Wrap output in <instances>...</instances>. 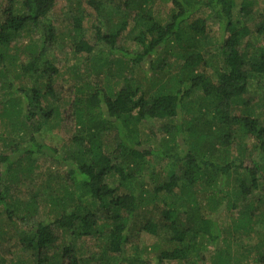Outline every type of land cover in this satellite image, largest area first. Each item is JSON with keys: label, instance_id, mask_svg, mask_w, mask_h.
<instances>
[{"label": "trees", "instance_id": "1", "mask_svg": "<svg viewBox=\"0 0 264 264\" xmlns=\"http://www.w3.org/2000/svg\"><path fill=\"white\" fill-rule=\"evenodd\" d=\"M59 1L0 0V243L29 254L6 264H149L126 256L147 233L167 245L158 264L205 263L200 251L209 243L217 247L211 263L230 264L219 218L233 210L238 227L258 238L253 264H264L262 0H87L93 37L84 29L87 10L66 0L73 40L50 19ZM162 6L170 7L164 17ZM131 24L135 50L124 47ZM21 36L29 38L24 49H7ZM210 38L213 48L205 47ZM60 41L100 72L117 54L123 83L77 87L66 114L73 161L56 155V167L41 169L39 155L56 149L37 137L53 110L37 107L57 96L61 69L47 52ZM25 75L34 77L30 87ZM154 121L160 125L145 133L143 123ZM151 136L160 137L159 149L148 147ZM36 179L43 192L25 187ZM22 190L27 204L17 215ZM82 239L97 249L81 251Z\"/></svg>", "mask_w": 264, "mask_h": 264}, {"label": "rangeland", "instance_id": "2", "mask_svg": "<svg viewBox=\"0 0 264 264\" xmlns=\"http://www.w3.org/2000/svg\"><path fill=\"white\" fill-rule=\"evenodd\" d=\"M77 1L78 5L81 7V12L87 10L88 17L84 20V29L88 31L90 29L92 32H88L91 37H93L94 30L91 29L92 22H93V14L94 11L93 8L88 5L87 0H70V2ZM109 1V0H107ZM111 1V0H110ZM260 3L261 7H264V1L262 0ZM67 2L66 0L59 1L58 6L56 9L52 12L50 15V19L55 20L56 24L55 29L58 33L62 32L63 30L70 34L71 40L72 38V26L70 23L72 22V17L69 15L68 8H66ZM108 3L105 2L103 5V10H109V7H107ZM166 4V3H165ZM168 4H170L168 2ZM166 4V5H168ZM263 5V6H262ZM162 14L161 17H164L167 15V9L170 7L162 6ZM204 16V15H203ZM121 20V19H120ZM119 20V21H120ZM215 22V21H214ZM213 22V24H214ZM133 24V23H132ZM131 25L128 26V28L125 30V41H124V47L127 50H135L138 49V45L134 40V33L131 31ZM212 24V25H213ZM214 29H217V24L215 23ZM69 36V37H70ZM252 38V36L246 37L245 41ZM209 39V38H208ZM69 41V39H68ZM211 41L209 45H206L205 47L213 48L216 45L215 39L210 38ZM29 42V38L25 36L17 37L15 38L12 43L9 44V47L7 49H13L12 52H15V46L19 47L20 49H24L25 45ZM60 43H62L60 41ZM61 45V44H60ZM49 58L53 59L61 69V74L56 76L53 80L54 82V90L55 96L54 98H48L49 101L44 100L40 107H37V109H52L53 115L51 116V120L45 121V118L41 119V131L39 134H37V137L41 138L40 141H43L46 145L49 147L55 148L56 152L53 154L55 156L48 157L46 155H39L37 166L42 167L45 166H52L56 167L57 164V158L56 155L63 157L65 159V163H68L70 161H73V153L75 151V147L71 143V139L75 133V129L73 128V122L70 121V119L67 118L66 114L69 111L70 105L72 101L74 100L76 96V90H78L77 87L82 88L84 87L86 92L89 93L91 90L95 91V89H99L102 86L107 85L108 87H113L116 90H119L122 86V81L118 82L119 79V72L121 71L119 66L114 63L118 59L117 54H113L109 57L108 64L103 67V71L100 72V64L95 63L92 61H88L87 58H84L83 54L78 56L79 61L73 56V54L67 50V47L65 44L62 43L61 48L53 47L51 49H48L47 52ZM21 59H28L29 56L27 55H20ZM149 60L151 58H148ZM175 61V62H173ZM170 62L177 63L175 59H171ZM149 66V65H147ZM72 68V69H71ZM71 69V70H70ZM74 69H77L76 72H74ZM124 73V72H123ZM100 74V75H99ZM34 79L31 75H25L22 77V84H26L28 87L31 86V82ZM100 80V81H99ZM115 82H118L119 84L114 85ZM15 84L20 82H14ZM19 85V84H17ZM112 85V86H111ZM72 87V88H71ZM249 96L252 97H258L259 93L255 90H250L248 92ZM245 98V96H244ZM237 108V107H236ZM56 109V110H55ZM239 109H236L238 111ZM38 115H43L42 112L38 111ZM44 122V124H43ZM43 124V125H42ZM159 122H153L152 124L143 123V127L145 128V133L148 132L150 128H157L159 126ZM18 130V129H17ZM156 130V129H155ZM20 133H22L20 131ZM17 134L13 132L11 134V137H15ZM20 135L16 137V139H19ZM28 142V140H26ZM160 137L157 140L154 136H151V141L149 142L148 147H160ZM250 144H252V139L248 140ZM2 146V145H1ZM0 146V153L2 152L3 148ZM77 149V148H76ZM232 154L236 155V148L235 150H232ZM262 157V156H261ZM152 166L160 167L163 161H161L160 156H152ZM66 166V165H65ZM1 167V164H0ZM68 168V166H66ZM40 181V178H39ZM38 184V180H32L30 183H27L25 187H37L38 192H43L44 189L41 188ZM16 185H14L15 187ZM40 187V188H39ZM18 201H16V205L18 206L17 209H13L14 213L17 215H20L22 213V209L26 207L27 199L23 197V190L17 195ZM41 214V213H39ZM236 210L233 211H225L222 213L221 217L219 218V224L223 231V237H226L227 241H221L223 245V248H225L224 255L228 257L231 261L230 264H253V256H252V250L256 252L255 248L257 247V236L256 233H250L243 232L241 227L239 226L238 220L235 218L237 217ZM39 218H42L39 216ZM257 228V226H256ZM10 230H15V228H10ZM234 231V232H233ZM232 233V234H229ZM244 233V234H243ZM158 236L152 235V234H143L140 238L135 240V247L126 255L128 259L137 258L138 256L143 259V261H146L149 264H158V254L162 249L167 248V245H164L162 243H158ZM166 241V240H165ZM164 241V242H165ZM233 241H235V246H233ZM98 242H94L92 240H80L78 243V247H81L82 249H97ZM244 244V246L241 245ZM233 244V245H232ZM0 264H6L8 262H19L20 259H23L27 257L29 254L22 250L19 246L20 245H14V243H0ZM157 247V248H156ZM248 247L251 248L249 253L247 251ZM253 248V249H252ZM140 250L141 252H139ZM201 258L204 255L205 263L201 264H213L211 263L213 261V256L215 253H217V247L214 244H207L205 247L201 248ZM9 254L14 256V259L11 261L9 259ZM228 254V255H226ZM200 264V261H196ZM127 263V262H125Z\"/></svg>", "mask_w": 264, "mask_h": 264}]
</instances>
